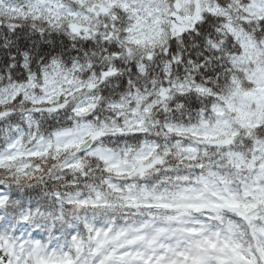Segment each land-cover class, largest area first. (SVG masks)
<instances>
[{
    "label": "snow or ice",
    "instance_id": "snow-or-ice-1",
    "mask_svg": "<svg viewBox=\"0 0 264 264\" xmlns=\"http://www.w3.org/2000/svg\"><path fill=\"white\" fill-rule=\"evenodd\" d=\"M0 264H264V0H0Z\"/></svg>",
    "mask_w": 264,
    "mask_h": 264
}]
</instances>
